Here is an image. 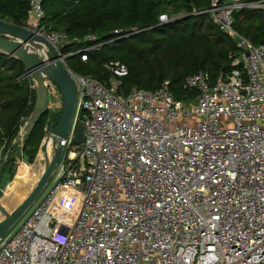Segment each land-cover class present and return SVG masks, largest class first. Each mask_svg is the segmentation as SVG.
<instances>
[{
  "label": "built area",
  "instance_id": "2783aa9c",
  "mask_svg": "<svg viewBox=\"0 0 264 264\" xmlns=\"http://www.w3.org/2000/svg\"><path fill=\"white\" fill-rule=\"evenodd\" d=\"M42 3L30 0L23 27L62 53L70 39L43 24ZM244 9L264 11V0H210L205 11L240 53L214 83L204 70L186 77L193 103L169 80L124 92L120 60L104 63L105 79L67 66L77 84L69 136L41 195L0 237V264H264V43L235 28ZM28 46L46 56L44 43ZM90 48L69 55L86 60ZM29 117L12 142L20 150ZM48 139L45 167L58 146L49 123L41 146Z\"/></svg>",
  "mask_w": 264,
  "mask_h": 264
},
{
  "label": "trees",
  "instance_id": "16d2710c",
  "mask_svg": "<svg viewBox=\"0 0 264 264\" xmlns=\"http://www.w3.org/2000/svg\"><path fill=\"white\" fill-rule=\"evenodd\" d=\"M42 6L47 29L65 32L70 39L61 48L63 54L91 47L86 60L78 53L67 56V66L105 79L110 73L104 63L125 62L129 74L124 79V92L134 86L158 89L169 80V89L177 99L193 103L199 91L185 86L186 77L204 70L214 83L230 71V54L240 53L237 43L205 11L210 0H43ZM29 9L30 0H0V18L16 25L26 24ZM165 14L184 16L164 22L161 16ZM234 18L235 28L254 44L264 40V11L244 9ZM116 29L121 32L115 33ZM89 34L96 39H87ZM35 103V85L26 66L0 48V196L14 177L17 157L12 142ZM46 117L33 126L22 147L20 155L28 162L36 157L37 161L41 153L45 125L50 122Z\"/></svg>",
  "mask_w": 264,
  "mask_h": 264
},
{
  "label": "water",
  "instance_id": "95a60500",
  "mask_svg": "<svg viewBox=\"0 0 264 264\" xmlns=\"http://www.w3.org/2000/svg\"><path fill=\"white\" fill-rule=\"evenodd\" d=\"M38 42L44 43L47 46L45 57L28 46V43L37 44ZM260 43H264V40ZM0 48L5 50L9 55L19 58L24 63L27 73L31 76L35 85L36 103L29 117V122L31 123L30 130L49 111L47 79H50L56 85L62 97L61 114L57 119H51L49 123V130L55 134L58 146L55 147L53 157L46 159L47 164L41 177L23 201L12 211L8 210L0 199V211L4 215L0 220L1 237L36 200L46 185L54 167L60 160L64 149V142L69 136V127L77 98V84L63 60L64 55L46 38L35 34L30 29L2 18H0ZM84 141L85 130L82 120H79L74 135V143L81 145ZM47 148V141H44L40 149L46 151ZM1 174L2 164L0 166V178Z\"/></svg>",
  "mask_w": 264,
  "mask_h": 264
},
{
  "label": "rangeland",
  "instance_id": "374dc122",
  "mask_svg": "<svg viewBox=\"0 0 264 264\" xmlns=\"http://www.w3.org/2000/svg\"><path fill=\"white\" fill-rule=\"evenodd\" d=\"M179 17L180 16L175 15L173 17H169V19L174 18L175 20ZM47 84L49 97V111L46 112V119L49 122L52 118L57 119L60 116L62 110V97L61 94L58 92L56 85L50 79H47ZM15 152L17 159L15 162L14 177L7 183L5 189H3L0 196V199L1 201H3V204L10 211L15 209L23 201L27 194L36 185L37 181L45 170V167L43 170V168L38 165L36 161L37 157L35 158L34 162L31 163L21 157V150L18 148V146H16ZM39 152H42V150H39ZM7 156L8 155L4 156V161L7 159ZM1 158L2 156L0 149V166L2 164ZM42 191L40 192L38 197L41 195ZM3 217L4 215L0 211V220Z\"/></svg>",
  "mask_w": 264,
  "mask_h": 264
},
{
  "label": "bare ground",
  "instance_id": "6f19581e",
  "mask_svg": "<svg viewBox=\"0 0 264 264\" xmlns=\"http://www.w3.org/2000/svg\"><path fill=\"white\" fill-rule=\"evenodd\" d=\"M47 141H48V147H49V151H50V148H51V139H48ZM37 163L44 170V167H45V156H44V154L42 152L40 153V155L38 157Z\"/></svg>",
  "mask_w": 264,
  "mask_h": 264
},
{
  "label": "flooded vegetation",
  "instance_id": "af4514ba",
  "mask_svg": "<svg viewBox=\"0 0 264 264\" xmlns=\"http://www.w3.org/2000/svg\"><path fill=\"white\" fill-rule=\"evenodd\" d=\"M50 123V122H49ZM41 148V147H40Z\"/></svg>",
  "mask_w": 264,
  "mask_h": 264
},
{
  "label": "crops",
  "instance_id": "0c3cea01",
  "mask_svg": "<svg viewBox=\"0 0 264 264\" xmlns=\"http://www.w3.org/2000/svg\"><path fill=\"white\" fill-rule=\"evenodd\" d=\"M40 155V154H39Z\"/></svg>",
  "mask_w": 264,
  "mask_h": 264
}]
</instances>
